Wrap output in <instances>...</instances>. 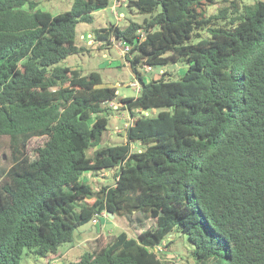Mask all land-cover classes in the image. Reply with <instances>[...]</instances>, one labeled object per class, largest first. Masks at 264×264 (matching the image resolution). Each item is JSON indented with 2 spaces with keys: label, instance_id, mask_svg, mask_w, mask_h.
Masks as SVG:
<instances>
[{
  "label": "trees",
  "instance_id": "1",
  "mask_svg": "<svg viewBox=\"0 0 264 264\" xmlns=\"http://www.w3.org/2000/svg\"><path fill=\"white\" fill-rule=\"evenodd\" d=\"M109 3L74 0L53 15L37 0H0V138L10 162L0 168V264L27 252L50 258L102 212H141L155 224L135 237L100 232L65 264H163L152 248L167 247L173 230L193 246L190 264H264V0H231L211 15L203 0H126L150 17L95 40L128 45L135 97L60 64L85 50L76 23ZM170 63L187 65L176 80L162 71L145 81L139 70ZM114 99L131 117L126 141L99 146ZM42 136L31 155L29 140ZM100 170L114 182L94 191L83 175Z\"/></svg>",
  "mask_w": 264,
  "mask_h": 264
},
{
  "label": "rangeland",
  "instance_id": "2",
  "mask_svg": "<svg viewBox=\"0 0 264 264\" xmlns=\"http://www.w3.org/2000/svg\"><path fill=\"white\" fill-rule=\"evenodd\" d=\"M37 8L48 11L51 14H57L69 10L74 0H37ZM114 0H110L108 6L92 12L93 20L91 22L78 21L75 26L76 41L79 46H83L85 50L75 54L66 56L60 64L78 69L80 74H87L96 71L100 74L103 84L111 85L117 88L119 97L132 96L135 97L138 92L131 85L136 81L124 54H122L123 45H118V40L113 37L109 42L95 40V33L102 28L109 29L112 25L125 27L129 22L142 23L145 18H149L150 14L140 13L135 8L128 7L126 0H121L112 7ZM231 0H216L214 4H209L203 0L207 15L217 12L218 7L228 6ZM239 7L244 4H251L256 0H235ZM26 7V6H25ZM159 10V9H158ZM87 33H90L88 42ZM201 37H208L207 31H200ZM199 38H194L196 41ZM187 68L186 63H170L163 66H152L150 71H146L144 67H140V72L144 76L145 81L160 76V73L168 72L164 75L166 78L178 79L179 76ZM161 73V74H162ZM111 108L108 112V124L106 130L102 133L99 146L123 144L126 141V125L131 119L126 108H121V104L114 101L109 103ZM158 109H151L148 113L151 116L156 115ZM46 140L45 136L33 137L29 140L28 150L32 155L34 148L42 145ZM97 147L88 149V154L92 155ZM137 148L136 143L131 144V149ZM7 141L0 138V168H8L10 165L7 156ZM83 178L92 186L94 191L99 189L101 185H111L114 182L112 170H100L98 172H85ZM155 224V219L147 217L141 212H134L129 215H110L103 212L94 221L84 223L74 231V239L58 247L57 253L50 258L35 256L29 252L25 253L18 264H65L75 261L85 250V241L93 238L98 233H114L126 231L131 237H135L142 229ZM165 244L158 253L163 259V264H190L193 262L192 249L193 246L187 241L185 235L177 233L176 230L171 231L166 236Z\"/></svg>",
  "mask_w": 264,
  "mask_h": 264
},
{
  "label": "built area",
  "instance_id": "3",
  "mask_svg": "<svg viewBox=\"0 0 264 264\" xmlns=\"http://www.w3.org/2000/svg\"><path fill=\"white\" fill-rule=\"evenodd\" d=\"M120 1H121V0H114V1H113V4H112V7H114V5L118 4ZM118 45L121 46V45H123V44L119 41V42H118ZM128 51H129V47H128V45H123V48H122V54L125 55ZM144 68H145L146 71H150V70H151V67H150V66H145ZM131 85L136 89V91L139 90V84H138L137 81L132 82ZM102 213H103V212H102ZM102 213H101V214H102ZM101 214H100V215H101ZM100 215H98L97 217H99ZM96 219H97V218H96ZM96 219L93 220L94 223H95ZM152 249H153L154 251H156L157 249H161V248H160V247H156V248H152Z\"/></svg>",
  "mask_w": 264,
  "mask_h": 264
},
{
  "label": "crops",
  "instance_id": "4",
  "mask_svg": "<svg viewBox=\"0 0 264 264\" xmlns=\"http://www.w3.org/2000/svg\"><path fill=\"white\" fill-rule=\"evenodd\" d=\"M111 3L113 4V2H111ZM86 36L89 38L91 35H90V33H87ZM92 41H93L92 39H90V38L88 39V42H89V43H91Z\"/></svg>",
  "mask_w": 264,
  "mask_h": 264
},
{
  "label": "water",
  "instance_id": "5",
  "mask_svg": "<svg viewBox=\"0 0 264 264\" xmlns=\"http://www.w3.org/2000/svg\"><path fill=\"white\" fill-rule=\"evenodd\" d=\"M108 214L110 215V217H112V216H113V213H112V212H109Z\"/></svg>",
  "mask_w": 264,
  "mask_h": 264
}]
</instances>
